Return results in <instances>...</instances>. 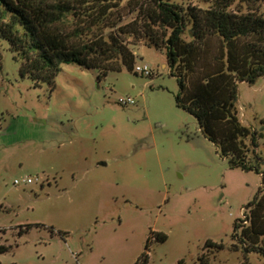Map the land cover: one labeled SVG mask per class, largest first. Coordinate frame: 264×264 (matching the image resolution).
<instances>
[{
	"label": "rangeland",
	"instance_id": "rangeland-1",
	"mask_svg": "<svg viewBox=\"0 0 264 264\" xmlns=\"http://www.w3.org/2000/svg\"><path fill=\"white\" fill-rule=\"evenodd\" d=\"M247 8L232 0L234 11ZM0 51V246L9 247L0 264H134L144 252L148 264H199L204 253L209 264L244 260L234 234L264 191V165L262 174L232 167L176 105L165 51L135 48L150 75L123 68L100 79L63 64L52 91L20 75L6 41ZM236 106L264 158V76L238 84Z\"/></svg>",
	"mask_w": 264,
	"mask_h": 264
},
{
	"label": "trees",
	"instance_id": "trees-1",
	"mask_svg": "<svg viewBox=\"0 0 264 264\" xmlns=\"http://www.w3.org/2000/svg\"><path fill=\"white\" fill-rule=\"evenodd\" d=\"M245 2L247 11H234L232 0H214L208 7L173 0H0V40L20 61L22 77L46 83L51 91L63 64L96 69L102 79L111 71H134L140 43L165 51L180 88L176 105L196 118L232 167L262 174L258 138L240 121L236 106L238 84L252 85L264 76V0ZM246 209L234 234L240 246L233 249L245 252L240 264H250L249 254L264 264V191ZM154 237L167 240L162 232ZM206 247L223 245L208 240ZM8 250L0 246V254ZM148 263L144 252L134 264ZM199 264H209L208 254Z\"/></svg>",
	"mask_w": 264,
	"mask_h": 264
},
{
	"label": "built area",
	"instance_id": "built-area-1",
	"mask_svg": "<svg viewBox=\"0 0 264 264\" xmlns=\"http://www.w3.org/2000/svg\"><path fill=\"white\" fill-rule=\"evenodd\" d=\"M135 72L137 73H142L145 75H150L151 71L148 65H135ZM119 103L124 104V105H128V104H133L134 100L131 98L128 99H120ZM16 183H19V181H16Z\"/></svg>",
	"mask_w": 264,
	"mask_h": 264
},
{
	"label": "crops",
	"instance_id": "crops-1",
	"mask_svg": "<svg viewBox=\"0 0 264 264\" xmlns=\"http://www.w3.org/2000/svg\"><path fill=\"white\" fill-rule=\"evenodd\" d=\"M166 66H167L166 64L163 65V67H166Z\"/></svg>",
	"mask_w": 264,
	"mask_h": 264
}]
</instances>
